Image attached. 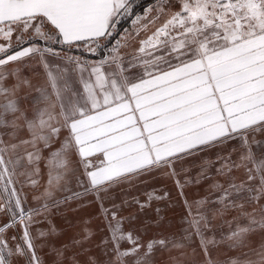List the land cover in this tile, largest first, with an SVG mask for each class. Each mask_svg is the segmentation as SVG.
<instances>
[{
    "label": "snow or ice",
    "instance_id": "snow-or-ice-1",
    "mask_svg": "<svg viewBox=\"0 0 264 264\" xmlns=\"http://www.w3.org/2000/svg\"><path fill=\"white\" fill-rule=\"evenodd\" d=\"M133 15V0H0V264H46L48 218L90 195L103 258L85 228L51 244V264H155L158 250L180 253L169 264H264V0H156L121 34ZM213 149L195 176L178 170ZM156 175L174 180L186 214L179 233L143 243L120 213L169 192L104 201ZM190 185L203 189L192 199Z\"/></svg>",
    "mask_w": 264,
    "mask_h": 264
},
{
    "label": "rangeland",
    "instance_id": "rangeland-1",
    "mask_svg": "<svg viewBox=\"0 0 264 264\" xmlns=\"http://www.w3.org/2000/svg\"><path fill=\"white\" fill-rule=\"evenodd\" d=\"M143 14L140 15L143 16ZM127 29L131 30L132 24ZM123 32L124 31H122L121 34H123ZM112 43H115V40H113ZM126 51H132V49H128ZM67 54L81 55V52L73 50L71 52H68ZM83 55L90 62L97 61L100 59L99 55H96L99 58H97L96 56L89 55L87 53H84ZM55 62L56 61L53 60V63ZM38 68L39 67L35 68V72L40 79H43V72L39 73L37 71L39 70ZM28 74L31 75L32 73L29 72ZM33 95H35V93H33ZM253 150L257 154L260 153V148L258 147H254ZM215 154H216V150L213 149L210 151L201 152L195 156L188 157L185 161H183L180 165H178V170L180 168L190 169L191 175L195 176L201 163L208 160H214ZM181 176H183V172H181ZM38 179L40 180L41 184H44L47 179L46 171H44L43 174L40 177H38ZM19 187L20 186L17 185L18 189ZM73 187L75 188V185H73ZM153 189H156L158 192L161 190L169 192L170 199L167 201H153L151 203V206L146 207L143 210H141L135 204H132L131 206L125 205L123 211L120 213L125 217L128 216L135 217L131 221H127V220L125 221V228L131 229L135 235H138L140 237L141 242L143 243H147L148 240L154 238V235L156 234L155 232L156 226L163 224L162 229H164L165 225H171L174 223L179 224L181 223L182 217H184L186 214L183 199L179 195V190L174 180L169 178H164L160 175L142 177L140 180L135 181L134 184L131 186L125 184L116 188L110 194V198L105 199L104 201L105 207L111 206V199H115L116 203L118 204L121 203V201L125 198L131 201L133 197H137L141 201H144L146 199L145 193L152 191ZM202 190L203 189L200 186L190 185L185 189V194L189 199H192L198 192H202ZM24 192H26L29 196L28 206H32V201H31L32 190L25 188ZM177 198H179V200L181 199V201L180 202L177 201ZM171 200L176 201L174 202L176 208H174L175 211L173 212L172 216L162 214L160 215V217H163V219L160 220L159 223H157L156 221L159 219V217L157 216L156 208H160L161 211L164 213H166V211L168 212L169 209L173 208V206L171 205L172 204ZM83 203L84 206L79 207L75 211L66 208L62 212H56L48 218V220L51 221V224L55 225L57 229V235L52 237L51 240L44 245V247L37 249V254L41 256L43 260H45L46 264H51L52 257L48 255V251L52 243H55L57 247L61 246L62 244L71 243L73 237L77 239L81 237V234L83 233L85 228L89 229L93 233V238L85 245V247L89 248L93 255L103 258L102 257L103 245H101L99 248L97 247V245H100L101 240L104 239L107 235L106 224L103 218L100 216L99 206L95 202L94 196L90 195L86 197ZM72 209H76L75 203L72 205ZM4 219L5 218L2 215H0V222H3ZM48 220H46L41 225H34L33 227L34 228L40 227L44 230H47L49 226ZM85 221H88V223L86 224ZM217 224L219 225L220 222H217ZM224 229L225 231L227 230V225H224ZM20 234L21 233H19L17 229L15 228L11 229L8 233L9 243L10 244L14 243L11 240L12 235L19 236ZM37 243L39 244L40 241H37ZM193 247H195V245ZM197 251L199 250L197 249ZM189 252H191V249H189ZM177 253L178 256H180V253L179 252ZM225 253L226 250L223 248L217 251V254L220 256H224ZM158 254H159V250L155 253V257H154L155 264H169V262L162 263L161 261H164V259H156L157 257L156 255ZM81 259H84V257H81ZM181 259L183 258L181 257ZM13 262L15 264V258H13Z\"/></svg>",
    "mask_w": 264,
    "mask_h": 264
},
{
    "label": "crops",
    "instance_id": "crops-1",
    "mask_svg": "<svg viewBox=\"0 0 264 264\" xmlns=\"http://www.w3.org/2000/svg\"><path fill=\"white\" fill-rule=\"evenodd\" d=\"M39 70H37L39 73H41V72H43V69H42V67H39L38 68ZM34 71H35V69H34ZM40 75V74H39ZM175 211V209H170L168 212L166 211V213H164V212H160V214L159 215H162V214H164V215H170V216H172V214H173V212ZM170 213V214H169ZM178 220V219H177ZM176 220V221H177ZM172 221V220H171ZM181 227V223H179V224H176V223H174V224H171V225H165L164 226V229H162L163 228V224H161V225H158V226H156L155 227V232H156V234L154 235V238H159V237H161V236H166V235H170L171 233H179V228ZM253 239L256 241V242H259V240H260V236L259 235H256L255 237H253ZM194 246V245H193ZM175 251V250H174ZM172 251L171 253H169V252H167V251H164V252H160L159 251V254L158 255H156L157 257H156V259H164V261H161L162 263H165V262H169L170 261V259H173V257H178V253L175 251ZM223 257V256H222Z\"/></svg>",
    "mask_w": 264,
    "mask_h": 264
},
{
    "label": "trees",
    "instance_id": "trees-1",
    "mask_svg": "<svg viewBox=\"0 0 264 264\" xmlns=\"http://www.w3.org/2000/svg\"><path fill=\"white\" fill-rule=\"evenodd\" d=\"M156 2V0H133V13L134 15L131 16V17H126L124 19H122L121 23L117 26L118 27V31L120 33H122V31H124L125 29L129 28L131 26V21L132 19L135 18V15H140V14H143L144 11L149 7V6H152L154 5ZM73 51V50H72ZM97 58H99L98 56H96ZM138 71V70H137ZM172 202V206L173 208L171 209H174L176 208L175 207V203L176 201H173L171 200ZM177 201H181V199L179 200V198H177ZM170 210V209H169ZM168 210V211H169Z\"/></svg>",
    "mask_w": 264,
    "mask_h": 264
}]
</instances>
